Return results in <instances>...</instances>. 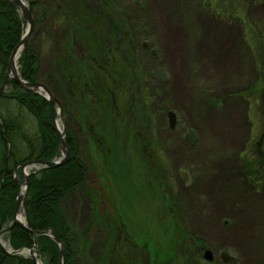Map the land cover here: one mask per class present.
<instances>
[{"label":"rangeland","instance_id":"rangeland-1","mask_svg":"<svg viewBox=\"0 0 264 264\" xmlns=\"http://www.w3.org/2000/svg\"><path fill=\"white\" fill-rule=\"evenodd\" d=\"M233 1L114 0L133 35L128 50L140 37L149 48L135 52L133 80L115 57L109 82L116 106H133L131 114H117L129 123L122 120L118 130L103 131L97 112L81 109L57 122L62 135L65 129L74 134L88 169L84 185L66 197L69 223L82 230L90 216L98 221L100 227L89 233L95 258L104 253L102 243L112 239L106 260L95 264H251L246 253L264 247V209L253 210L251 202L242 206L238 189L228 204L221 172L211 170L247 155L249 139L255 140L264 125V0L245 2L246 9ZM220 5L237 8L229 13ZM31 17L38 19L39 11ZM34 30L43 70L51 55L49 26ZM157 70L164 82L150 76ZM10 89L1 94L9 95ZM232 98L235 103H224ZM168 113L174 117L172 128ZM0 116L12 118L28 135L35 132L34 119L14 101L0 100ZM248 128L253 137H247ZM187 134L194 137L193 145ZM89 137L96 139L95 147L88 145ZM238 146L246 147L245 153ZM0 245L11 250L7 233H1ZM205 251L210 262L202 256ZM259 256L264 264V254Z\"/></svg>","mask_w":264,"mask_h":264},{"label":"trees","instance_id":"trees-1","mask_svg":"<svg viewBox=\"0 0 264 264\" xmlns=\"http://www.w3.org/2000/svg\"><path fill=\"white\" fill-rule=\"evenodd\" d=\"M253 1L255 0H243L244 4L241 6L246 9L245 2ZM26 2L32 16L35 10L39 11L38 19H34L35 27L49 26L46 36L51 55L41 70V57L33 46L36 35L34 30L25 52L17 62L21 79L45 85L53 98L60 101L62 118L67 116L70 110L78 112L77 109H81L89 115H92L93 111L97 112L99 119L96 124L103 131L118 130L117 125L122 120H127L128 124L130 118L122 119L117 114H131L134 111L133 106L131 105L129 110L116 106L112 96L115 91L109 80L113 82L116 58L121 61L123 72L126 71L133 80L136 73L135 52L148 51L149 48L143 37H140L139 42L136 45L134 43L132 51L128 50L132 45L133 35L127 27L129 23L123 7L114 0ZM238 2L241 0L233 1ZM219 8L230 13L237 7L230 5L226 10L227 7L220 5ZM119 13H122V19ZM23 30V22L17 8L6 0H0V85L3 83L9 56L19 43ZM115 80L117 81V78ZM123 83L125 82L119 77L118 84L124 85ZM8 86L11 88L10 94L1 96L0 100L14 101L17 107L34 119L36 128L32 135H28L12 118L0 116V231L7 227L15 206L13 170L24 161H52L58 156V139L52 128L48 102L41 96L22 91L13 81H9ZM63 135L70 153L69 162L54 169L29 174L24 202L26 227L27 230L37 232L52 230L58 241L65 246L63 264L102 263L106 260L104 255L112 243L111 237L106 240L109 245L105 241L102 243L104 253L101 258H95L90 253L93 239L89 233L94 231V227H100V224L98 221L94 222L93 216H90L87 224H84L85 229L78 230L70 225L65 210L66 197L84 185L88 169L86 162L79 155L74 134L65 129ZM99 139H106V136L100 134ZM95 142L96 139L89 137L88 145L95 147ZM104 225L110 227L108 221ZM7 241L13 251L29 250L33 246L32 236L17 226L7 233ZM36 246L43 264H59V247L49 237H36ZM0 264L34 263L29 258L9 255L0 249Z\"/></svg>","mask_w":264,"mask_h":264},{"label":"water","instance_id":"water-1","mask_svg":"<svg viewBox=\"0 0 264 264\" xmlns=\"http://www.w3.org/2000/svg\"><path fill=\"white\" fill-rule=\"evenodd\" d=\"M8 1L12 6L16 7L20 16V19L22 20L23 23L26 24V28L25 31L23 33V35L20 37V41L17 44V46L12 50L8 62H7V67H6V72H5V76L3 80V83L0 85V92H2V90H4L8 84L9 81H13L19 89H21L24 92H30L33 93L35 95L41 96V98H43L45 101L48 102L49 104V110H50V117L51 119V124H52V128L54 129V132L56 134V139H58V152L60 154L59 158L52 160V161H43L40 159L37 160H30L24 163L19 164L13 171V182L16 188L15 191V206H14V210L12 212L11 218L8 221V226L5 229H2L0 231V235L1 233H9L11 231V229L15 226L25 230L26 232H28L32 238H33V246L31 249H20L17 251H13V250H5L1 245H0V249L9 254V255H15V256H25L28 257L29 259L32 260V262L34 264H40L39 260L37 258V246H36V237L39 236H45V237H49L53 242H55L58 247H59V255H60V261L59 264H63L64 262V253H65V246L58 241L56 235L54 234V232L52 230H47L44 232H37V231H31V230H27L26 227V221H25V211H24V201H25V196H26V192L28 189V177L30 174V171H32V173L41 171V170H45V169H54L60 166L65 165L66 163L69 162L70 160V153L66 147L65 141H64V137L62 135V130L61 128L58 126V120L59 117L61 116V107L58 104V102L56 101L55 98H53L51 92L49 91V89L38 82H27L23 79H21L18 70H17V63L15 62L16 55L17 54H22L25 52L26 50V45L29 41V38L34 30V18L31 17V13L29 11V8L27 7L28 4L25 0H6ZM20 57V56H19ZM153 80H160L162 82L165 81V76L162 72L160 71H154L153 73H151L150 75ZM57 106L58 110H55L53 107ZM168 119H169V125L172 128L173 124H174V117L172 113H168ZM0 128L2 129V125L0 123ZM187 142L189 144H194L195 140L194 137L191 134L187 135ZM5 143H7V141L5 140ZM8 144V143H7ZM19 169V172L21 174L22 177V181L18 180L17 177V171ZM18 184H22L23 185V189L21 191H19V187ZM19 214L22 215V220H18V216ZM204 260L205 261H209L211 254L209 251H206L204 254ZM223 260H226L228 257H225L224 255L222 256Z\"/></svg>","mask_w":264,"mask_h":264},{"label":"flooded vegetation","instance_id":"flooded-vegetation-1","mask_svg":"<svg viewBox=\"0 0 264 264\" xmlns=\"http://www.w3.org/2000/svg\"><path fill=\"white\" fill-rule=\"evenodd\" d=\"M240 4L242 5L244 4V2L242 1L241 3L238 2L237 6ZM257 78L259 79V76H257ZM256 82H254V84ZM249 90L252 91L253 89L250 88ZM252 92H254V90ZM1 93L2 92H0V97L4 96ZM243 94H241L239 98L243 97ZM230 101L235 103V100H233V98L231 100L226 99L224 103L228 105V102L230 103ZM237 101H239V99H237ZM261 129L262 130L258 135H257V132L254 130L257 137L255 140H251V138L249 139L250 146L247 148V150L245 149L246 147L244 146H240V147L238 146L240 151L243 153H245L244 152V149H245V151L247 152V155L245 154L244 157L243 155L240 156L238 160L233 162L232 164H229V165L222 164V165H219V167L213 166L211 168V170L212 171L214 170V172H221L220 173L221 181L219 184H220V188H221V185H223L222 188L224 189V192L226 191V195H227L226 200L228 204L229 202L233 203L231 202L232 200H234V198L232 197V194L234 193L233 191L234 189L235 190L238 189V191H241L240 198L238 196L239 200L241 201L239 203L242 204V206L247 205L250 202L254 203L253 210H256V211L257 210L263 211L264 209V125H263V128ZM250 137H253V134L250 135ZM237 138H238V135H237ZM233 146L237 147L236 144H233ZM250 192H252V195L247 196V193H250ZM242 214L244 215V213ZM195 239L196 238L194 237V240ZM195 242H198L197 239L195 240ZM205 252H203V254ZM203 254L202 256L204 258ZM211 260H212V256L210 257V260L207 262H210Z\"/></svg>","mask_w":264,"mask_h":264},{"label":"crops","instance_id":"crops-1","mask_svg":"<svg viewBox=\"0 0 264 264\" xmlns=\"http://www.w3.org/2000/svg\"><path fill=\"white\" fill-rule=\"evenodd\" d=\"M246 132H247V137H249L250 136V129L248 128V130H246ZM257 248H258V250L256 251V253H255V250L251 253H248V254L246 253V255H248V258L250 257L249 259H252L251 262H253V263H251V264H263L262 259L260 258L259 255L264 254V247L258 246Z\"/></svg>","mask_w":264,"mask_h":264},{"label":"bare ground","instance_id":"bare-ground-1","mask_svg":"<svg viewBox=\"0 0 264 264\" xmlns=\"http://www.w3.org/2000/svg\"><path fill=\"white\" fill-rule=\"evenodd\" d=\"M19 56H20V54H17L16 55V58H14L15 59V62L17 63V61H18V59H19ZM18 220H22V215L21 214H19V216H18Z\"/></svg>","mask_w":264,"mask_h":264}]
</instances>
